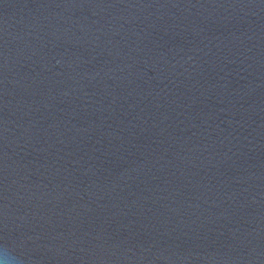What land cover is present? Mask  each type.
I'll use <instances>...</instances> for the list:
<instances>
[{"label":"water","instance_id":"obj_1","mask_svg":"<svg viewBox=\"0 0 264 264\" xmlns=\"http://www.w3.org/2000/svg\"><path fill=\"white\" fill-rule=\"evenodd\" d=\"M5 249L264 264V0H0Z\"/></svg>","mask_w":264,"mask_h":264},{"label":"clouds","instance_id":"obj_2","mask_svg":"<svg viewBox=\"0 0 264 264\" xmlns=\"http://www.w3.org/2000/svg\"><path fill=\"white\" fill-rule=\"evenodd\" d=\"M0 264H16V261L9 256L7 249L0 252Z\"/></svg>","mask_w":264,"mask_h":264}]
</instances>
